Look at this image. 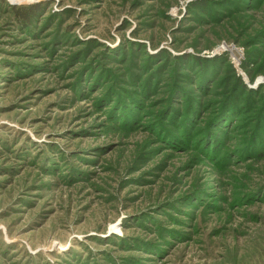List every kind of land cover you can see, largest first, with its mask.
Listing matches in <instances>:
<instances>
[{
  "label": "rangeland",
  "instance_id": "374dc122",
  "mask_svg": "<svg viewBox=\"0 0 264 264\" xmlns=\"http://www.w3.org/2000/svg\"><path fill=\"white\" fill-rule=\"evenodd\" d=\"M17 1L0 264H264V0Z\"/></svg>",
  "mask_w": 264,
  "mask_h": 264
},
{
  "label": "trees",
  "instance_id": "16d2710c",
  "mask_svg": "<svg viewBox=\"0 0 264 264\" xmlns=\"http://www.w3.org/2000/svg\"><path fill=\"white\" fill-rule=\"evenodd\" d=\"M27 14H28V12L24 9V7H17V8H16V15H17L18 17H20L21 20H22L23 18H26V17H27Z\"/></svg>",
  "mask_w": 264,
  "mask_h": 264
},
{
  "label": "bare ground",
  "instance_id": "6f19581e",
  "mask_svg": "<svg viewBox=\"0 0 264 264\" xmlns=\"http://www.w3.org/2000/svg\"><path fill=\"white\" fill-rule=\"evenodd\" d=\"M11 1H16V2H19V1H17V0H11Z\"/></svg>",
  "mask_w": 264,
  "mask_h": 264
}]
</instances>
